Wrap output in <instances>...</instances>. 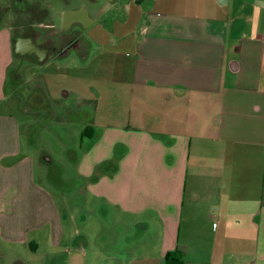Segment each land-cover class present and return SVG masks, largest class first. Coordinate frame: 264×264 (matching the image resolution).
Segmentation results:
<instances>
[{"label": "crops", "instance_id": "1", "mask_svg": "<svg viewBox=\"0 0 264 264\" xmlns=\"http://www.w3.org/2000/svg\"><path fill=\"white\" fill-rule=\"evenodd\" d=\"M26 3L24 22L0 23V264H84L90 244L71 240L36 182L51 158L22 133L31 123L3 111H51L48 82L25 100V84L9 90L10 69L31 64L65 80L63 125H87L75 179L108 214L136 218L122 249L151 233L158 264L175 251L184 264H264V0Z\"/></svg>", "mask_w": 264, "mask_h": 264}, {"label": "rangeland", "instance_id": "2", "mask_svg": "<svg viewBox=\"0 0 264 264\" xmlns=\"http://www.w3.org/2000/svg\"><path fill=\"white\" fill-rule=\"evenodd\" d=\"M6 20L12 22V18ZM16 68L19 69L25 84L19 88L17 97L25 100L35 85L44 86L48 82V97L52 109L48 112L29 107L28 113H23L14 106L11 109L4 106L3 111L14 113L24 124L29 121L31 125H24L22 133L24 136L32 135L39 156L46 153L51 158V173L47 177L44 176L45 167L40 165L36 172V182L48 188L57 208L66 215L64 230L71 240L76 234L90 241L84 264H158L156 260L159 259V253L154 249V234L149 233L141 240L139 249L133 250V246H125L124 251V245L130 241H138L134 236H138L140 228L132 223L136 218L116 209L113 214L111 211L108 214L106 203L92 201L85 184L75 179V169L69 153L75 155L77 151L83 154L90 143L81 144L79 132L86 128L84 122L72 119L73 123L65 126L62 123L64 107L70 105V102L64 99L60 90L65 80L58 75V69L46 64H31L27 67L18 65ZM16 84L18 82L10 78L9 90L12 91ZM215 225L217 226V223ZM155 230L153 226L151 232L156 233ZM113 247H117L116 252H113Z\"/></svg>", "mask_w": 264, "mask_h": 264}, {"label": "flooded vegetation", "instance_id": "3", "mask_svg": "<svg viewBox=\"0 0 264 264\" xmlns=\"http://www.w3.org/2000/svg\"><path fill=\"white\" fill-rule=\"evenodd\" d=\"M8 1L9 2L7 5L0 7V23L5 21V19L8 16L12 18V22L15 24L24 22L23 20L25 18L23 14H21V12L22 11L28 12L31 9L29 5L26 3V0H19L20 1L19 3L14 2L15 0H8ZM33 18L37 19V15H34ZM22 36L23 37H21L20 41L18 42V49L21 51H27L28 49H30V38L32 37L30 34H25ZM69 46L71 47L72 45L71 44L64 45L62 48L56 49V50L53 49L52 47L38 46V48H35V51H36V55L40 57V56H43L44 52H50L53 50L61 53L62 51L68 49Z\"/></svg>", "mask_w": 264, "mask_h": 264}, {"label": "trees", "instance_id": "4", "mask_svg": "<svg viewBox=\"0 0 264 264\" xmlns=\"http://www.w3.org/2000/svg\"><path fill=\"white\" fill-rule=\"evenodd\" d=\"M72 36H74L73 39H75L76 41H78L79 38H80L78 33H75ZM9 76L14 81H17L18 83L20 82V85L23 86L24 80H23V77L20 74L18 68H16V67L11 68L10 71H9ZM84 133H86V131H84ZM166 264H184V260L182 258V254L179 251L168 253L166 255Z\"/></svg>", "mask_w": 264, "mask_h": 264}]
</instances>
